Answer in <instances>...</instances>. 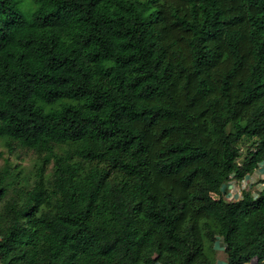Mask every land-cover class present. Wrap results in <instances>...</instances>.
<instances>
[{
  "label": "trees",
  "instance_id": "obj_1",
  "mask_svg": "<svg viewBox=\"0 0 264 264\" xmlns=\"http://www.w3.org/2000/svg\"><path fill=\"white\" fill-rule=\"evenodd\" d=\"M31 1L0 0V147L43 156L0 168V264H264V178L229 195L264 165V0Z\"/></svg>",
  "mask_w": 264,
  "mask_h": 264
},
{
  "label": "rangeland",
  "instance_id": "obj_2",
  "mask_svg": "<svg viewBox=\"0 0 264 264\" xmlns=\"http://www.w3.org/2000/svg\"><path fill=\"white\" fill-rule=\"evenodd\" d=\"M19 7L21 10V13L25 17H30L34 4L31 0H19ZM248 140L244 139L239 143L241 152L243 153L246 148ZM0 150L2 151V155L0 157V168H2L4 165H7L10 167V170L13 174L17 175L16 183L14 186H16V189L20 186H23L24 184L31 183L37 174L38 166L41 164L43 156L38 155L35 151L27 148L17 147L12 153H9L5 148L0 147ZM61 148L59 146L55 147V151L61 152ZM53 168V162L50 161V163L45 165V175L50 176L52 173ZM261 173L258 172L256 175H252L254 177H257V180L251 184L246 185V188L249 189L252 193L256 194L261 188L260 186V180L262 176H260ZM264 175V174H263ZM249 177V176H248ZM233 189L231 190V192ZM241 191V189H239ZM13 190L10 188L8 189L7 196L11 195ZM4 198H0V222L3 220L2 218V204H3ZM214 258L215 262L214 264H222L225 262L226 254L223 250V246L220 243H216L214 245ZM249 264H256V261L253 260Z\"/></svg>",
  "mask_w": 264,
  "mask_h": 264
},
{
  "label": "crops",
  "instance_id": "obj_3",
  "mask_svg": "<svg viewBox=\"0 0 264 264\" xmlns=\"http://www.w3.org/2000/svg\"><path fill=\"white\" fill-rule=\"evenodd\" d=\"M258 172L261 173L260 176H262L261 179H263L264 178V175H263L264 174V165H261V167L256 169L252 174L247 175L242 181H237L235 179L230 180L229 181V188H230L229 189V195H230V197L238 198L240 195V192H241V191H239V189L242 188L243 185L246 186V185L253 184L257 180ZM256 173H257V177H254L256 175ZM252 175H254V176H252ZM260 186L262 187L261 182H260ZM232 189H233V191L231 192ZM260 189L261 188H259L258 190H260ZM225 261H226V259H225ZM224 263H222V264H224ZM246 264H249V263H246Z\"/></svg>",
  "mask_w": 264,
  "mask_h": 264
},
{
  "label": "built area",
  "instance_id": "obj_4",
  "mask_svg": "<svg viewBox=\"0 0 264 264\" xmlns=\"http://www.w3.org/2000/svg\"><path fill=\"white\" fill-rule=\"evenodd\" d=\"M244 187H245V186L243 185L242 188H244ZM242 188H240V189H242Z\"/></svg>",
  "mask_w": 264,
  "mask_h": 264
}]
</instances>
